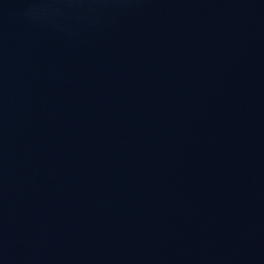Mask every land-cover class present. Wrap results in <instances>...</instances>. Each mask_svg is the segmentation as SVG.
Listing matches in <instances>:
<instances>
[{"label":"water","instance_id":"water-1","mask_svg":"<svg viewBox=\"0 0 264 264\" xmlns=\"http://www.w3.org/2000/svg\"><path fill=\"white\" fill-rule=\"evenodd\" d=\"M0 264H264V0H0Z\"/></svg>","mask_w":264,"mask_h":264}]
</instances>
